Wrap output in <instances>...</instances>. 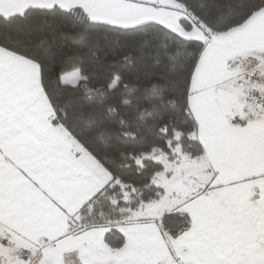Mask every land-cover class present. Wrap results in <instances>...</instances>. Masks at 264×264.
Returning <instances> with one entry per match:
<instances>
[{
    "label": "snow or ice",
    "instance_id": "obj_1",
    "mask_svg": "<svg viewBox=\"0 0 264 264\" xmlns=\"http://www.w3.org/2000/svg\"><path fill=\"white\" fill-rule=\"evenodd\" d=\"M0 264H264V0H0Z\"/></svg>",
    "mask_w": 264,
    "mask_h": 264
}]
</instances>
